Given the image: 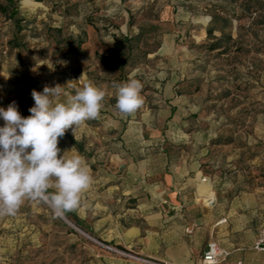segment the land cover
<instances>
[{"label":"rangeland","instance_id":"374dc122","mask_svg":"<svg viewBox=\"0 0 264 264\" xmlns=\"http://www.w3.org/2000/svg\"><path fill=\"white\" fill-rule=\"evenodd\" d=\"M14 1L23 30L18 33L0 13V107L15 101L24 116L19 101L27 95L34 106L32 90L90 81L108 93L104 106L97 119L66 132L58 144L61 154L70 137L76 138L85 145L86 159L95 161V171L119 149L122 127L144 128L142 140L163 143L174 164L188 172L209 165L215 180L226 176L227 202L235 190L228 184L236 181V195L264 197V26L254 28L259 38L251 42L250 54L217 57L204 51L207 36L199 30L207 28L209 10L220 0ZM250 22L247 17L241 24ZM138 29L146 34L131 57L125 63L119 56L111 59L112 33L134 36ZM82 30L89 43L77 53L67 41ZM129 78L142 82L144 104L124 116L114 108L112 84ZM127 256L71 212L54 218L42 203L26 201L15 216L0 217V264H117Z\"/></svg>","mask_w":264,"mask_h":264},{"label":"crops","instance_id":"0c3cea01","mask_svg":"<svg viewBox=\"0 0 264 264\" xmlns=\"http://www.w3.org/2000/svg\"><path fill=\"white\" fill-rule=\"evenodd\" d=\"M205 29L199 33L206 35ZM143 130L122 127L119 149L95 171V161L66 143L85 157L93 178L71 214L104 242L129 252L117 264H199L210 241L229 253L220 264H262L264 255L252 246L264 225V197L236 195L239 181L232 176L234 196L227 202L226 176L215 180L209 165L188 172L174 164L163 143L143 141Z\"/></svg>","mask_w":264,"mask_h":264},{"label":"clouds","instance_id":"9594fccd","mask_svg":"<svg viewBox=\"0 0 264 264\" xmlns=\"http://www.w3.org/2000/svg\"><path fill=\"white\" fill-rule=\"evenodd\" d=\"M75 82L32 90L34 106L27 117L15 101L0 107L4 122L0 126V217L15 216L26 201L46 205L54 218L80 207L92 184L90 167L84 156L73 154V148L61 154L58 144L69 129L74 133L76 127L99 117L108 93L90 81L82 87ZM69 87L74 94L66 90ZM112 88L119 114H134L144 104L140 80L113 82Z\"/></svg>","mask_w":264,"mask_h":264},{"label":"trees","instance_id":"16d2710c","mask_svg":"<svg viewBox=\"0 0 264 264\" xmlns=\"http://www.w3.org/2000/svg\"><path fill=\"white\" fill-rule=\"evenodd\" d=\"M16 4L17 1L5 0L4 3H0V13L6 20L13 21L17 32L20 33L23 30L22 22H24V19L19 18V10ZM209 12L210 22L205 29L207 42L202 45L204 51L215 53L217 57L230 56L231 53L250 54L252 51L251 42L253 39L259 38L258 33L254 32V28L264 26V0H220V4L212 5ZM258 12L261 14L257 15ZM254 14L255 17H252ZM247 17L251 18L250 24H241V21ZM129 20L131 23L132 19ZM89 24L95 26L93 22ZM53 31L61 32L60 29H54ZM216 33L219 35H215ZM145 34L144 29H138L134 36L112 33L113 42L109 45L111 48L110 58L116 60L119 56L125 63ZM234 34H236L235 38ZM67 42V47H70L72 51L82 53L84 46L88 43L87 32L82 30L75 36L70 35ZM57 43L62 44L61 41H57ZM18 46V44L15 45V47ZM254 52L257 53L258 51L255 49ZM147 53L148 51H144V55ZM95 54L101 59L105 58L104 54L100 55L97 52ZM30 102L31 99L27 95L19 101V106L25 117L30 115ZM70 142L78 152L85 153L84 143H79L72 137H70Z\"/></svg>","mask_w":264,"mask_h":264},{"label":"built area","instance_id":"2783aa9c","mask_svg":"<svg viewBox=\"0 0 264 264\" xmlns=\"http://www.w3.org/2000/svg\"><path fill=\"white\" fill-rule=\"evenodd\" d=\"M104 249L111 253H121L118 249L110 246L104 245ZM252 249L264 255V225L258 232L257 238L253 243ZM229 256V253L221 248L215 241H210L207 244L206 251L203 253L201 261L199 264H220L225 262ZM148 264H166V263H156L151 261H145ZM241 264V263H237ZM264 264V259L262 261Z\"/></svg>","mask_w":264,"mask_h":264}]
</instances>
